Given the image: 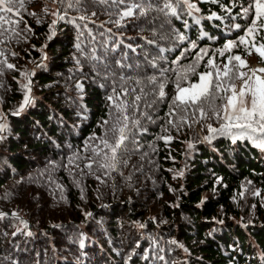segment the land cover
I'll list each match as a JSON object with an SVG mask.
<instances>
[{
	"label": "trees",
	"instance_id": "obj_1",
	"mask_svg": "<svg viewBox=\"0 0 264 264\" xmlns=\"http://www.w3.org/2000/svg\"><path fill=\"white\" fill-rule=\"evenodd\" d=\"M52 1L26 0L20 12L31 31L20 23V35L8 33L0 44L15 65L0 66V264H264V150L229 136L204 142L196 129L205 120L179 131L169 125L176 91L169 79L166 99L146 107L157 98L148 77L175 68L181 50L188 49L181 64H189L199 48L212 55L245 35L248 0H188L194 10L162 0L176 13H160L153 45L139 37L145 23L136 9L119 25L110 22L126 7L112 0H81L86 10L60 4L65 19L49 40ZM34 67L30 109L12 116ZM113 88H135L129 100L148 95L137 102L140 111H129L139 124L128 122L115 168L105 169L100 164L109 161L93 151L103 145L89 138L115 142L111 131L105 137L116 123Z\"/></svg>",
	"mask_w": 264,
	"mask_h": 264
},
{
	"label": "snow or ice",
	"instance_id": "obj_2",
	"mask_svg": "<svg viewBox=\"0 0 264 264\" xmlns=\"http://www.w3.org/2000/svg\"><path fill=\"white\" fill-rule=\"evenodd\" d=\"M100 3H107L108 0H98ZM116 4H125V10L119 13V19L116 21H110L111 23L120 24L125 18L132 17L135 14V9L139 8L138 4H126V0H112ZM183 3L188 4L189 8H193L194 5L188 3V0H182ZM54 3L64 5L69 9L76 8L77 10H86L81 0H54ZM26 0H0V44L5 41L3 37L6 34L8 39L14 36H19L20 33L16 31V27L20 23L25 24V30L31 31L30 26L24 21L20 12L25 8ZM171 9L173 15L176 10L172 8L170 4L165 3V9ZM198 10V9H197ZM146 14V13H143ZM13 15L18 19H13ZM59 20H64L65 16L59 14V10L52 13ZM66 15V13H65ZM92 15H95L93 12ZM243 15L250 17L249 24L245 28V35H241L238 41H227L222 49H216V53L209 55L208 48H199L193 54V62L190 64H181V60L188 58V49L181 50L180 55L172 61L177 65L175 68L160 69V75L164 76L167 72L174 73V79L168 78L169 81L175 87V94L170 98L169 112L167 116L169 119L167 123L180 130V126L187 124L189 127L193 123H200L202 120L215 119L216 121H222L219 127H213L211 124L206 125L211 136H205V141H210L214 136H229L232 143H236L238 140H248L252 144L264 150V68L251 69L249 68L247 61L239 54H230L225 57V53H231L233 49L238 48L240 45H244L245 55L250 56L253 54V50L259 55L262 62H264V34L260 36V41L256 40L255 34L264 32V0H248V5L243 8ZM80 20L88 19L87 16H80ZM75 23V19L71 21ZM199 22V21H197ZM57 20L52 21V31L48 36L51 40L55 36V25ZM239 24L236 28H240ZM109 31H111L109 29ZM251 39V42L249 41ZM179 40L186 39L184 35H179ZM47 47V45H45ZM192 49H197V45L192 43ZM15 55V53H13ZM0 66H6L8 69L15 68V65L7 62V56L3 49H0ZM205 57L207 60L205 61ZM224 57L225 59L217 63L218 58ZM201 63L204 64L205 71L197 72V66ZM155 66V65H154ZM248 69L244 71L243 69ZM249 72L251 74H249ZM34 75V73H32ZM27 83L22 84V87L26 89L23 103L20 109L22 111L26 105L30 103L29 93H31V80L28 79V73H25ZM191 77H196L192 80ZM237 81H240L239 87ZM141 83L140 81L136 82ZM148 83L155 85L158 88L156 93L157 98L163 101L167 97L165 91L166 82L158 79L157 76L148 77ZM144 90L141 89V92ZM131 93H135L136 89H122L117 92L113 88V95L108 97V100L112 103V107L115 111L116 123L113 127L105 132V137L108 135V131H111L115 136V142L111 143L109 139L98 136H92L90 140H99L103 148H93V151L97 156L103 153V158L106 163H101L100 167L105 169H114L115 160L118 149L128 139V122L131 120L133 124L138 125L139 120H133L129 114L131 110L133 113L140 111V105L137 103L148 95L144 93V96L135 95L131 100L127 99ZM156 101L147 103L146 107H152ZM111 114V113H110ZM2 119V117H0ZM191 120V123H189ZM109 121L104 120L103 125H108ZM6 128V124H0V133ZM167 129H165L166 131ZM165 139L166 142L172 138L169 136ZM0 139H3L0 136ZM191 146V145H190ZM86 149L89 145L86 144ZM104 149L108 151L105 152ZM109 153L111 155L109 156ZM91 164L87 167L91 168ZM182 176L183 173L181 172ZM259 195V193H256ZM6 215L0 213V216ZM13 215H17L13 213ZM88 215H91L90 213ZM24 223V227H27V223ZM173 243H176L173 241Z\"/></svg>",
	"mask_w": 264,
	"mask_h": 264
},
{
	"label": "rangeland",
	"instance_id": "obj_3",
	"mask_svg": "<svg viewBox=\"0 0 264 264\" xmlns=\"http://www.w3.org/2000/svg\"><path fill=\"white\" fill-rule=\"evenodd\" d=\"M161 2H162V0H158L156 2L150 0L146 4H140V5L138 4L139 5V8L136 9V14H138L137 17H140L141 16V20L145 23V26L143 27L142 33L139 35V37H142V39L144 38L143 40L148 45H153L152 44L153 43V40H152V38H151L150 35H155L156 34L155 35V37H156L159 34V32H157L158 31V26H159L157 23H158L159 18H160V13H161L160 9L162 8L161 7ZM188 3H189V1H188ZM158 5H159V7H158ZM185 6L189 10H194V7L193 8H189L188 7V4H186ZM50 8H51L50 9L51 10V16L54 18V20H57V23H58L59 22V19H57L56 16H53L52 13L55 12V11H57V10H59V14L61 13L62 10L60 8V4L54 3V0H53L50 3ZM34 10L35 9L32 8V11H34ZM143 13H146V14H143ZM13 17L17 18V16H15V15H13ZM258 34H259V36H261L262 34H264V32L258 33ZM256 40L257 41H260V39L258 40L257 37H256ZM238 49H240V50H238ZM227 54H229V55L230 54H239V55H241L247 61V64H248L249 68H251V69L264 68V62H262L261 58L259 57V55L254 50H253V54L252 55H250V56L245 55L244 45H241L240 48L233 49L231 53H225V57H226ZM224 59H225L224 57L218 58L217 63H220V61H222ZM34 69H35V67L31 70V72H30V74L28 76V79L31 80V85L34 84L33 83V75H32ZM243 70L244 71H248L247 68L246 69H243ZM249 74H251V73L249 72ZM169 77L170 76L165 75V76L160 77L158 79L161 80V81H165L166 84H167ZM173 78H174V75H173ZM195 79H196V77H193L192 78V80H195ZM27 82H28V80H26V83ZM239 84H240V81H237V86L238 87H239ZM31 85H30V87H31ZM149 85L152 88L150 91H154L156 93L158 92V88H153V86L156 87L155 85H152V84H149ZM170 87H173L175 89V87H174L173 84H171ZM165 90H167V88H165ZM32 93H34V95L30 98V104H31V102H32V100H33V98L35 96V92L33 91V88H31V93L29 94V97H30V95ZM156 99L159 100L158 98H155L153 100H156ZM29 109H30V106H29ZM29 109H27V110H29ZM27 110L24 109V111H21V112L19 111V114H14L13 113L11 115L20 117ZM15 113H17V112H15ZM220 123H222V121H216L215 119H211V118L210 119H207L205 121H202L201 124H197L198 127L196 129V133L199 134L201 137H203L204 142H206L205 139H204V137H205L206 134L207 135L210 134V132L208 131L206 125L211 124L213 127H219ZM204 131L206 132V134L204 133ZM0 136H1V133H0ZM205 197H206V193L204 194V198ZM88 218H91L90 215H89ZM32 233H33V231H32ZM33 234H35V233H33ZM182 263H184V262H178V264H182Z\"/></svg>",
	"mask_w": 264,
	"mask_h": 264
},
{
	"label": "water",
	"instance_id": "obj_4",
	"mask_svg": "<svg viewBox=\"0 0 264 264\" xmlns=\"http://www.w3.org/2000/svg\"><path fill=\"white\" fill-rule=\"evenodd\" d=\"M33 86H34V84L33 85H31V88H33ZM34 95V93H32L31 95H30V98L32 97ZM29 106H30V103L28 104V105H26L25 107V109L27 110V109H29ZM13 116V115H12Z\"/></svg>",
	"mask_w": 264,
	"mask_h": 264
}]
</instances>
